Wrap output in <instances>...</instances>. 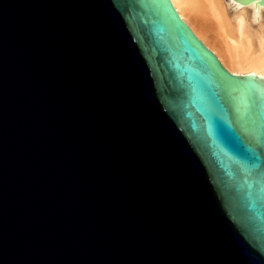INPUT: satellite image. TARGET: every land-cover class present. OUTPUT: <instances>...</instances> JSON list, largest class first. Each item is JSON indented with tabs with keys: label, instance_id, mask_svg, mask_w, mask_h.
Masks as SVG:
<instances>
[{
	"label": "water",
	"instance_id": "95a60500",
	"mask_svg": "<svg viewBox=\"0 0 264 264\" xmlns=\"http://www.w3.org/2000/svg\"><path fill=\"white\" fill-rule=\"evenodd\" d=\"M0 264H264L263 81L171 0H0Z\"/></svg>",
	"mask_w": 264,
	"mask_h": 264
},
{
	"label": "bare ground",
	"instance_id": "6f19581e",
	"mask_svg": "<svg viewBox=\"0 0 264 264\" xmlns=\"http://www.w3.org/2000/svg\"><path fill=\"white\" fill-rule=\"evenodd\" d=\"M244 1L171 0L180 18L228 72L264 83V6L257 0Z\"/></svg>",
	"mask_w": 264,
	"mask_h": 264
}]
</instances>
